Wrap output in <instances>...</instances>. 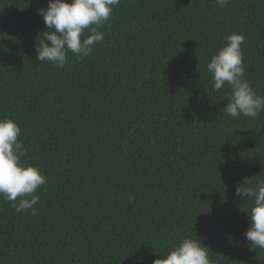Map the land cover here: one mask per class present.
<instances>
[{"label":"trees","instance_id":"trees-1","mask_svg":"<svg viewBox=\"0 0 264 264\" xmlns=\"http://www.w3.org/2000/svg\"><path fill=\"white\" fill-rule=\"evenodd\" d=\"M48 3L0 0V119L47 179L38 215L0 197V264H153L196 235L213 264H264L235 194L264 180V112L227 116L231 89L207 71L243 34L264 95V0H121L103 43L63 68L36 61Z\"/></svg>","mask_w":264,"mask_h":264},{"label":"clouds","instance_id":"clouds-1","mask_svg":"<svg viewBox=\"0 0 264 264\" xmlns=\"http://www.w3.org/2000/svg\"><path fill=\"white\" fill-rule=\"evenodd\" d=\"M220 8H225L230 0H215ZM121 0H49L47 8L38 9L47 27L37 43L36 61L63 68L72 53L77 59L92 54L94 46L104 41L100 31L110 22L115 7ZM40 35V36H41ZM246 37L232 33L226 37L225 46L212 56L207 64L211 74L213 90L220 92L228 85L231 94L228 104L223 108L227 116L237 119L241 116L255 119L264 112V95L258 94L246 79L242 45ZM21 127L12 118L0 119V197L10 202L17 213L30 210L38 215L35 207L40 196L38 190L46 186L47 179L41 169L26 164L28 149L20 139ZM236 196L247 197L252 206L247 213L250 217L249 229L244 233L252 246L264 249V180L251 186L245 178L237 185ZM210 249L200 238L185 237L171 251L153 264H213Z\"/></svg>","mask_w":264,"mask_h":264}]
</instances>
